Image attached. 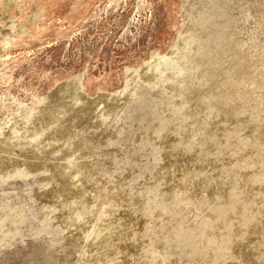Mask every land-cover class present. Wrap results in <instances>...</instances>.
I'll return each mask as SVG.
<instances>
[{
    "label": "rangeland",
    "instance_id": "obj_1",
    "mask_svg": "<svg viewBox=\"0 0 264 264\" xmlns=\"http://www.w3.org/2000/svg\"><path fill=\"white\" fill-rule=\"evenodd\" d=\"M173 232L264 264V0H0V264H195Z\"/></svg>",
    "mask_w": 264,
    "mask_h": 264
},
{
    "label": "bare ground",
    "instance_id": "obj_2",
    "mask_svg": "<svg viewBox=\"0 0 264 264\" xmlns=\"http://www.w3.org/2000/svg\"><path fill=\"white\" fill-rule=\"evenodd\" d=\"M191 27H192V25H191ZM196 27H197V25H196ZM197 28H200L199 26L197 27ZM191 29V28H190ZM200 38L202 39V40H208V36H206V34H203L202 33V31L200 32ZM196 48H194L195 50H192V49H189L188 48V43H187V41H185L184 39L182 40L181 39V42L180 41H178L175 45H174V47L173 48H171L165 55H163V56H153L152 57V59H151V61H149V62H147L146 63V65L142 68L141 67V69H139L138 71L136 70V74L139 76V77H142L146 82H148V83H151V82H155L156 84H158L159 83V81H155L156 80V76H158V75H160V78L161 79H166L167 80V84H169V83H172L173 82V80H175L176 82H177V78L179 77V78H181V76H185V75H194V73H193V70H194V68H196L197 66H196V64L197 63H194V65H193V57H195L196 55H210V54H215L216 52H213L212 50H206L205 48H203L202 46H201V43L200 42H197L196 43ZM194 46V47H195ZM198 46V47H197ZM193 48V47H192ZM175 55H180V59L179 60H177V61H175V62H173L172 61V56H175ZM212 56V55H211ZM207 57V56H206ZM205 57V58H206ZM198 60V59H197ZM206 60V59H205ZM208 60H209V58H208ZM211 60V59H210ZM212 60H213V58H212ZM202 63V62H201ZM162 64H165V65H170V66H172V65H176V70L175 71H167V72H159V68H160V66L162 65ZM204 64V63H203ZM209 64H211V63H209ZM208 64V65H209ZM201 66V65H200ZM173 67V66H172ZM199 67V66H198ZM208 67V66H207ZM197 70H198V68H197ZM132 73V72H131ZM197 78V77H196ZM200 78V77H199ZM198 78V79H199ZM177 79V80H176ZM197 79V80H198ZM76 80V79H75ZM74 80V81H75ZM202 80V79H201ZM77 82V81H76ZM76 82H74L75 83V85H73L72 84V86H76ZM63 84V83H62ZM61 85V84H60ZM184 85H185V83H184ZM67 86H71V81H70V83H64L61 87H67ZM166 86V85H165ZM136 87V86H135ZM135 87H130V84L129 83H126V85L124 86V88L121 90L120 89V91L119 92H115V93H117V94H113V95H103V96H101V97H103V99L105 100V99H115V97H118V96H120V95H122V93H125V94H129L130 96H133V98L135 97ZM167 87H169L168 85H167ZM169 88H171V87H169ZM174 88V87H173ZM172 88V89H173ZM186 88L187 87H185V86H176V90L174 89V91H175V95H180V94H182V93H184L185 92V90H186ZM194 89V88H193ZM190 90V89H189ZM182 95H185V94H182ZM84 95L83 94H80V97H81V99H83L84 101H86L87 99L85 98V97H83ZM123 96V95H122ZM121 96V97H122ZM125 96V95H124ZM129 97V96H128ZM179 97V96H178ZM98 98V97H97ZM119 98V97H118ZM126 98H127V96H126ZM125 98V99H126ZM132 98V97H131ZM102 99V98H101ZM103 99H102V101H100V99L98 100V102H102V103H104L103 102ZM129 99H130V97H129ZM94 100H96V99H94ZM93 100V101H94ZM116 100V99H115ZM90 101H92V100H90ZM97 101V100H96ZM98 102H96V103H98ZM107 102V101H106ZM105 102V103H106ZM88 103H89V100H88ZM91 103V102H90ZM95 103V102H94ZM101 103V104H102ZM108 103V102H107ZM177 103V102H176ZM100 104V103H99ZM182 104V103H181ZM212 109H213V107H211ZM45 111V110H44ZM183 115H186L187 116V114H188V112L187 111H184V109L182 108L181 109V111H180ZM181 124V123H180ZM180 124L178 123V125L180 126ZM183 125V124H182ZM184 126V125H183ZM178 127V126H177ZM181 127V126H180ZM159 132V131H158ZM158 137V136H157ZM4 152V151H3ZM6 152V151H5ZM68 164L69 165H71V164H73L72 163V161L70 160V161H68ZM200 166V165H199ZM222 189V188H221ZM224 189V188H223ZM223 191V190H222ZM225 192V191H224ZM220 193V192H219ZM218 194V193H217ZM222 194H224V193H222ZM178 195V194H177ZM179 198V197H178ZM185 198V197H184ZM191 198V197H190ZM204 198V197H203ZM187 199V198H186ZM205 199V198H204ZM205 200H207V199H205ZM208 202V201H207ZM228 218V216H227V214H223V213H219V212H217V214H215L214 216H212V217H210V219H209V222H208V224L204 227V229L201 231V233L203 234V233H206V231L209 229L210 230V228L211 227H213V225L215 226V224L217 223V222H220V221H224V224L226 223H228V222H225V220ZM107 223V222H106ZM222 224V223H221ZM223 224V225H224ZM230 224V223H229ZM109 225V223H107L106 224V226H108ZM218 225V224H217ZM228 225V224H227ZM105 226V225H104ZM225 226V225H224ZM222 227V226H221ZM228 227V226H227ZM218 229V228H217ZM221 229H224V228H221ZM227 229V228H226ZM208 232V231H207ZM224 232H225V230H224ZM176 233H178V232H173L172 233V236L174 237V236H178L180 239H182V240H186V244H185V247H190L191 249H192V251H191V256H190V258H189V260H188V262L189 261H194V263H195V261H196V263L195 264H209L208 262H207V258H206V255H205V251H203L202 249H200L199 247H198V245H196V244H191V243H188V239H189V235H187V234H183L182 236L180 235V234H176ZM219 233V232H218ZM228 233V232H227ZM227 233L226 234H222V235H224L223 236V238L222 239H220L221 241H219V244H220V246L221 247H224V248H228L229 247V245H230V243L232 242H230V243H228L226 240H225V238H226V235H227ZM217 235V234H216ZM219 235V234H218ZM96 237H98V236H96ZM97 239V238H96ZM233 240H234V238H233ZM241 240V239H240ZM235 242H236V240H234ZM238 243V242H237ZM232 246V245H231ZM109 259V261H113L114 259L112 258V257H109L108 258ZM221 259V257L220 256H217V258H216V263L217 262H219L218 260H220ZM102 259L100 258V257H98V258H95V260L93 259V261L92 262H100ZM244 261H246L247 262V260L245 259ZM249 261V260H248ZM104 262H106V260L104 261ZM101 263H103V261L101 262ZM93 264V263H92ZM188 264V263H187ZM191 264V263H190Z\"/></svg>",
    "mask_w": 264,
    "mask_h": 264
}]
</instances>
